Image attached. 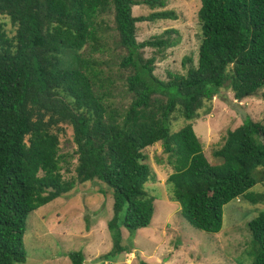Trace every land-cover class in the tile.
<instances>
[{"label": "trees", "instance_id": "trees-1", "mask_svg": "<svg viewBox=\"0 0 264 264\" xmlns=\"http://www.w3.org/2000/svg\"><path fill=\"white\" fill-rule=\"evenodd\" d=\"M199 2L197 62L184 58L185 73L168 71L161 79L153 72L155 55L144 49L163 52L178 43L179 32L166 28L137 40L136 23L177 19L167 0H0V14L14 29L8 34L0 22V264L25 262L32 210L93 179L113 195L112 244L100 259L129 252L121 226L135 232L154 211L144 185L156 174L143 150L156 142L172 168L165 181L171 199L192 227L219 231L226 203L256 200L249 190L254 168L264 177V123L245 116L227 130L212 164L192 121L211 112L223 87L236 99L264 88V0ZM135 5L152 11L135 16ZM107 37L119 48L111 59L101 56ZM180 117L185 123L173 129ZM68 128L70 154L62 152ZM68 158L76 160L75 175L65 177ZM247 225L256 246L251 264H264V211ZM68 257L72 264L85 259L80 251Z\"/></svg>", "mask_w": 264, "mask_h": 264}, {"label": "rangeland", "instance_id": "rangeland-1", "mask_svg": "<svg viewBox=\"0 0 264 264\" xmlns=\"http://www.w3.org/2000/svg\"><path fill=\"white\" fill-rule=\"evenodd\" d=\"M199 3V0H167L166 8L174 9L177 19L136 23L137 40L158 35L166 28H175L179 32L178 43L163 52L158 53L150 47L144 49L145 56L155 55L153 72L159 78L165 79L168 71L185 73L190 63L183 64L184 58L189 57L196 64L202 36L197 19ZM150 11L146 5L132 7L135 16ZM107 18L112 27V16ZM0 22L8 34L14 32L7 17L0 14ZM101 43L108 52L101 55L103 58L111 59L110 54L114 57L119 52L111 37L102 39ZM263 92L264 88L236 99L229 88L223 87L213 97L211 112L192 121L210 163L219 162L214 150L222 144L227 130L241 124L245 116L264 123ZM183 123L182 118L172 120V128L177 129ZM70 136L68 128V135L62 137L63 153L70 154L74 149L71 140L67 141ZM143 152L156 174L155 180L144 185L147 193L155 197L154 211L146 227L130 232L121 226V243L128 247L129 252L121 253L114 261L103 262L100 259L112 244L107 222L113 216V195L106 183L93 179L77 183L68 193L39 206L26 216L23 236L26 260L15 264H72L68 253L73 251L83 253L84 260H87L83 264H140V260L150 264H251L256 246L247 224L264 211V177L262 179L260 168L253 169L252 177L256 183L249 190L256 200L239 197L226 203L220 230L210 232L192 227L181 216L179 202L171 199L165 181L172 168L167 164L161 142L147 146ZM68 159L69 171L64 172L65 177L75 175L76 160ZM123 214L122 211L121 218Z\"/></svg>", "mask_w": 264, "mask_h": 264}, {"label": "water", "instance_id": "water-1", "mask_svg": "<svg viewBox=\"0 0 264 264\" xmlns=\"http://www.w3.org/2000/svg\"><path fill=\"white\" fill-rule=\"evenodd\" d=\"M87 261V260H84V262Z\"/></svg>", "mask_w": 264, "mask_h": 264}]
</instances>
